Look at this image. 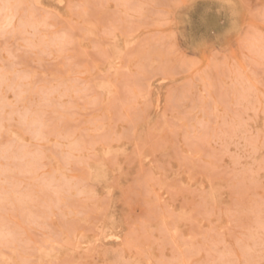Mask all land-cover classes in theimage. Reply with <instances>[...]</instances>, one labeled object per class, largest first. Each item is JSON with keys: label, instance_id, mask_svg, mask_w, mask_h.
<instances>
[{"label": "rangeland", "instance_id": "1", "mask_svg": "<svg viewBox=\"0 0 264 264\" xmlns=\"http://www.w3.org/2000/svg\"><path fill=\"white\" fill-rule=\"evenodd\" d=\"M12 2L0 264H264V59L233 30L248 12Z\"/></svg>", "mask_w": 264, "mask_h": 264}, {"label": "clouds", "instance_id": "2", "mask_svg": "<svg viewBox=\"0 0 264 264\" xmlns=\"http://www.w3.org/2000/svg\"><path fill=\"white\" fill-rule=\"evenodd\" d=\"M238 5L245 7L241 9ZM232 6L237 12L247 11L249 16V23L244 29L238 23L233 26L235 33L240 34L242 48L250 55L264 59V0H260L258 10L251 9L244 0H233ZM20 7V4L13 3L12 0H0V16H9Z\"/></svg>", "mask_w": 264, "mask_h": 264}]
</instances>
